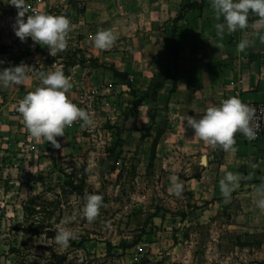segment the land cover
Here are the masks:
<instances>
[{
  "label": "rangeland",
  "instance_id": "1",
  "mask_svg": "<svg viewBox=\"0 0 264 264\" xmlns=\"http://www.w3.org/2000/svg\"><path fill=\"white\" fill-rule=\"evenodd\" d=\"M54 2L53 6L63 10L71 8L66 6L67 0ZM1 7L0 43H3V39L13 41L16 35L13 30L15 19L9 15L7 2ZM40 8L39 4H33L28 8V14L39 12ZM14 11H17L15 7ZM74 14H69L70 20H76ZM125 18L115 21V26L111 22L95 26L88 37L90 24H73L68 33L67 48L55 57L48 50L17 59L0 57L3 61L0 69L22 62L29 65L27 85L0 89V264H117L111 258V252L107 254L104 250H93L89 245L86 249L85 244L83 248L72 244L81 238L92 242H110L113 248L125 242L131 243L146 230L144 224L154 211L160 210L175 215L177 221H184L183 226L189 233L187 237L198 241L194 245V250L198 247V255L190 263L262 264L252 253V249L260 248L264 242L261 234H258L260 242L256 246L257 233L254 231L225 227L224 223L229 219L225 210L214 218L216 227L193 223L199 207L192 198L184 193L176 196L171 193V188L165 190L160 158L152 151L161 136L156 131L167 125L166 116L161 110L163 108L156 103L146 113L144 109L133 115L134 105H138L144 94L153 96L156 93L151 89L144 92L135 89L134 80L141 83L152 77L155 69L145 66L150 61L166 65L173 60L176 36L170 37L169 30L174 24L169 20L168 24L158 28L159 33L150 35H146L143 28L132 37L116 40L108 50H98L93 46L92 37L97 31L109 29L117 32L118 28L124 29ZM79 33L87 39L77 47ZM111 51L119 52L117 57L121 55L125 60L135 58L137 65L133 71L126 73L125 64L116 68L113 58L100 57L102 53ZM17 55L14 53L11 56ZM92 58H96L97 65L102 66L99 67L100 72L91 67L89 60ZM53 65L59 67L73 83L66 93L68 98L91 113L94 119L93 127L81 128L79 121L66 127L65 135L57 137L60 148L54 147L51 142L32 138L17 110L18 102L27 92L35 89L38 74L53 70ZM112 68L121 73L120 77H113ZM164 68L163 74L166 75L170 68ZM137 75L138 79L132 78ZM128 83L135 90L133 99H130ZM158 83L159 79H155L156 86ZM135 123L140 124L142 128L138 131L141 132L129 134ZM83 174L81 189L62 196L59 207L45 203L41 206L44 198L52 200L56 194L61 196L64 188L69 189L66 181L77 183ZM91 193L101 194L103 202L96 219L89 222L83 217L82 209L86 196ZM36 196L35 206H31V198ZM48 209L51 210L49 218L46 217ZM65 218H71L66 226L77 231L79 239L70 241L67 249H61L54 242V226ZM212 236L214 240L210 238ZM208 239L213 240L214 245L208 244ZM260 250L264 255V251ZM208 253L214 254V257L208 259ZM132 255L134 264L147 262L135 251Z\"/></svg>",
  "mask_w": 264,
  "mask_h": 264
},
{
  "label": "crops",
  "instance_id": "2",
  "mask_svg": "<svg viewBox=\"0 0 264 264\" xmlns=\"http://www.w3.org/2000/svg\"><path fill=\"white\" fill-rule=\"evenodd\" d=\"M187 1L202 2V10H188L184 21L179 22L181 28L176 36V59L171 50L173 60L169 64L150 61L145 66L155 69L152 77L141 83L134 80L135 89L143 92L151 89L156 93L153 96L144 94L138 105H134L133 115L144 109L146 113L155 103L163 108L161 110L164 111L167 125L156 131L161 136L154 144L152 154L160 158L165 190H170L171 177L176 176L183 186L182 193L190 196L199 207L193 223L216 227L214 218L225 210L229 219L224 226L254 231L257 233L255 243L258 246V234L264 237V209L256 206L254 194L258 186L264 185V138L251 144L236 134L237 151L225 152L219 148L214 149L195 137L194 130L185 128L183 118L186 115L198 118L208 106L218 105L228 97L237 96L243 101H264V43L256 39L245 51H236L238 42L251 34L250 27L237 29L231 34L225 33L222 39L217 37L214 25L220 21L214 16L210 0H84V12L79 21L72 25L90 24L88 37L95 26L108 22L115 26V21L123 20L126 16V27L115 31L118 39L132 37L143 28L147 32L145 34L150 35L159 33L158 28L168 24L178 13L181 3ZM36 3L41 7L39 12H48L55 4L54 0H40L34 4ZM256 19L250 14L249 24ZM87 37L80 34L77 47L82 46ZM11 42L3 39L8 49L6 53H0V57L17 59L19 56L26 57L48 50L46 46L33 42L30 37L17 45H12ZM214 44L222 46L218 48ZM14 53L19 55L11 56ZM117 54L120 53L111 51L102 53L100 57L113 58L116 68L125 64L124 71L131 73L137 65L135 58L125 60L121 55L117 57ZM165 66L168 70L170 68L166 75L163 74ZM99 67L102 66L92 68H97V72H100ZM138 77L139 75L132 76L133 79ZM155 79H159L157 86ZM37 84L39 81L35 82V86ZM133 98L131 95L130 99ZM131 127L133 131H129V134L141 132L138 131L142 128L140 124L135 123ZM227 171L243 177L229 202H225L219 185ZM183 223L168 211H154V215L144 224L146 230L141 233L139 241L125 250L114 247L111 258L117 264H134L131 256L135 251L142 259H147L145 264H192L190 262L196 260L198 255V247L194 250L198 241L187 237L189 233ZM210 238L215 239L213 236ZM211 239L207 240L208 244L214 245ZM85 245L86 249H89V245L93 250L106 251L104 242L86 241ZM260 249L264 251V242L260 244V248L252 249V253L257 261L264 264V255ZM206 257L210 259L214 254L208 253Z\"/></svg>",
  "mask_w": 264,
  "mask_h": 264
},
{
  "label": "clouds",
  "instance_id": "3",
  "mask_svg": "<svg viewBox=\"0 0 264 264\" xmlns=\"http://www.w3.org/2000/svg\"><path fill=\"white\" fill-rule=\"evenodd\" d=\"M8 4L17 9L13 30L22 42L30 37L33 42L46 46L54 57L67 48V36L72 29V21L67 15L47 12L29 15L26 0H8ZM210 7L216 20L220 21L214 25L217 37L222 39L225 33L231 34L237 29H252L251 34L244 36L236 45L237 52L251 47L256 39L264 43V0H210ZM250 14L257 18L251 25ZM117 39L114 31L105 29L95 33L92 43L98 50H108L114 46ZM214 45L218 48L222 46ZM28 66L22 62L0 69V89L27 85ZM38 76L39 84L18 102L17 110L32 138L51 142L54 147L60 148L57 137L65 135L66 127L76 121L80 122L81 128L93 127L94 119L91 113L68 98L66 93L73 87V83L59 67L53 65V70L41 72ZM254 113V108L233 96L222 100L218 105L208 106L198 118L186 115L183 123L185 128L194 130L195 137L212 148L235 153L237 133L248 140L257 136V129L252 124ZM242 178L240 174L227 171L220 179V191L225 202L231 200V195L239 188ZM182 191L183 186L177 177H171V192L180 196ZM254 199L256 206L264 209V185L255 189ZM102 202L101 194H88L82 209L83 217L89 222L94 221ZM70 222L71 218H65L54 226V242L61 249H67L70 241L79 239V233L66 226ZM47 254L46 252L45 255Z\"/></svg>",
  "mask_w": 264,
  "mask_h": 264
},
{
  "label": "trees",
  "instance_id": "4",
  "mask_svg": "<svg viewBox=\"0 0 264 264\" xmlns=\"http://www.w3.org/2000/svg\"><path fill=\"white\" fill-rule=\"evenodd\" d=\"M40 0H26V4H27V7H31L35 2H38ZM4 2H7V5L9 6L10 10H8L9 12V15L11 16V18H16V15H17V11H14V6L8 4V0H0V9L2 8L1 6H3ZM66 6H71V8L69 10H63V8H60V7H56V6H52L50 8V10L47 12V13H51V14H65L69 17V14L71 12H74L75 16L77 17L76 20L74 21L73 19L71 20L72 23L74 22H78L81 15L83 14L84 12V9H85V2L84 0H67V2L65 3ZM77 5H81L80 7H77ZM202 7H203V4L202 2H183L181 3L180 7H179V11L178 13L176 14L175 17L171 18V22L174 24V26H172V29L169 30L170 32V37H173L175 38V36H178V31L180 30V27L178 25L179 22H182L184 21V18H185V14L188 10L190 9H196V10H202ZM27 14L25 13V18H26ZM70 19V18H69ZM21 42V40L16 36V38L11 42L12 45H17ZM7 49L8 47L3 44V43H0V53H6L7 52ZM173 53H174V57L176 59V51L173 50ZM95 60V59H94ZM93 60V58L91 60H89L90 62V65L92 67H97V63ZM83 62V61H81ZM112 72H113V76L115 78H118L120 77L121 73L119 71H117L115 68H112ZM38 85V84H37ZM36 85V86H37ZM127 88L130 89V93L131 95H134L135 93V90L134 88L131 86L130 83L127 84ZM85 177V174H83V176L78 180L79 182L75 183L74 181H66L65 182V185H67L69 187L68 188H64L63 189V194L61 196H58V194L55 195L56 198L54 199H46L44 198V200L41 201V206H43V203H45L46 205H49V206H54V208H56L57 206L59 207L60 204H61V197L62 196H66V194L69 195V193H72L74 191H79L81 189V186L84 184V178ZM38 199V196L36 197H33L31 198V202H30V205L31 206H35L34 204V201ZM31 206H28V207H31ZM47 209V208H46ZM26 210L30 211V208H26ZM47 211V214L49 218L50 214H51V210L48 209L46 210ZM154 214H152L151 216H153ZM47 218V219H48ZM48 228H51V226H46ZM50 233H48L49 235ZM89 240L87 238H81L78 242H73V246H76V247H79V248H83L84 247V244L85 242ZM139 241V239L135 240V241H132L131 243H128V242H125L123 244H121L119 246V248H123L125 250V248H128L130 246H133L134 244H136L137 242ZM106 244V253L109 254L111 252V250L113 249V246L111 245L110 242H105Z\"/></svg>",
  "mask_w": 264,
  "mask_h": 264
},
{
  "label": "built area",
  "instance_id": "5",
  "mask_svg": "<svg viewBox=\"0 0 264 264\" xmlns=\"http://www.w3.org/2000/svg\"><path fill=\"white\" fill-rule=\"evenodd\" d=\"M241 101L255 109L252 124L257 129V136L255 139L248 140L245 139L240 133H237V135L242 138L245 142L253 144L261 138H264V101Z\"/></svg>",
  "mask_w": 264,
  "mask_h": 264
}]
</instances>
